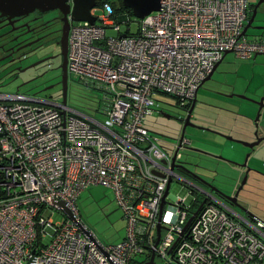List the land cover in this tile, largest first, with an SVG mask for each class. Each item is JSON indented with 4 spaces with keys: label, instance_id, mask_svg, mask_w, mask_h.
I'll use <instances>...</instances> for the list:
<instances>
[{
    "label": "built area",
    "instance_id": "1",
    "mask_svg": "<svg viewBox=\"0 0 264 264\" xmlns=\"http://www.w3.org/2000/svg\"><path fill=\"white\" fill-rule=\"evenodd\" d=\"M89 13L92 23L69 21L66 73L69 84L101 93L95 113L0 92V264H143L151 249L161 264H264V221L211 192L182 230L202 201L191 210L185 197L166 195L173 179L184 182L177 149L188 141L166 147L143 124L157 95L186 107L224 52L264 53L263 34H242L246 0H159L133 35L120 33L116 23L128 15L107 3ZM91 185L113 192L124 220L116 242L80 223L75 198ZM189 185L188 194L198 189ZM54 212L60 221L48 217Z\"/></svg>",
    "mask_w": 264,
    "mask_h": 264
},
{
    "label": "rangeland",
    "instance_id": "2",
    "mask_svg": "<svg viewBox=\"0 0 264 264\" xmlns=\"http://www.w3.org/2000/svg\"><path fill=\"white\" fill-rule=\"evenodd\" d=\"M95 8L96 14H99V8ZM127 15L126 21L121 19V21H116V24L119 26L120 33L126 32L133 35L137 32L138 21L131 14ZM251 33L252 30L248 29L245 34L251 37ZM105 36L115 37L116 32L106 28ZM43 49L31 55L23 63L37 59ZM47 51H49V55H52L59 49L57 46H50L46 49ZM58 62L59 57L51 59L48 65H41L36 70L30 69L29 72L34 74L42 73V78L28 84L22 83L26 77L24 75L29 72H24L19 78H10L7 76L6 70H2L0 72V92H19L34 94L38 97L50 96L55 100H60L57 85L53 84L51 88L42 90L44 84L55 82L57 69L54 66ZM100 97L101 93L96 90H87L79 85L68 83L66 105L73 109L91 115L95 113L94 109ZM260 98H264V53L255 54L250 58L237 57L232 52L226 53L210 78L196 90L194 119H191L194 126H185L182 136L188 143L178 149L182 166L205 182L212 183L225 195L231 196L241 181L244 167L248 169H251V166H255L257 169L263 167H261L262 149L258 148L254 152L253 148L256 145L250 149L243 144V142L254 140V132L258 134L260 121L264 122V102L259 110L256 104ZM155 99L158 104L157 110L161 109L163 113L171 117L164 118L161 114L153 112L145 116L143 124L149 131L162 135L161 142L164 145H169L171 141L169 138L176 135L181 125L178 116L183 114L180 109L175 108L173 97L162 94L155 96ZM202 102L205 107L203 104L200 105ZM257 112L258 118L254 122ZM95 115L99 119L101 118L98 114ZM193 122H198V125ZM198 127H203L204 130ZM250 132L253 135L251 141L237 138L240 136L245 138ZM225 136L232 140L226 139ZM256 137L258 136L256 135ZM198 150H208L215 158ZM243 161L245 162L244 167L241 166ZM176 173L180 175L178 172ZM180 177L184 182H177L174 179L170 182L166 201L169 200V195L179 194L181 197H185L184 205L194 210L202 201L203 192H207L208 188L187 174L180 175ZM189 184L196 185L198 189L188 194ZM236 201L250 214L264 219V181L262 177L248 170L245 183L239 191ZM74 205L80 223L100 242L113 243L123 237L124 220L110 188L102 185L88 186L76 195ZM232 209L236 213L244 215V212L238 207ZM48 217L53 222H58L62 216L54 212ZM141 258L138 257V260ZM161 263L162 260L154 256V264Z\"/></svg>",
    "mask_w": 264,
    "mask_h": 264
},
{
    "label": "flooded vegetation",
    "instance_id": "3",
    "mask_svg": "<svg viewBox=\"0 0 264 264\" xmlns=\"http://www.w3.org/2000/svg\"><path fill=\"white\" fill-rule=\"evenodd\" d=\"M60 16L61 15L57 10H49L45 12L34 10L27 15L14 16L10 19H7L6 16H0V72L2 70H6L8 77L19 78L22 74H24V72H29L30 69L36 70L41 65H48L51 59L59 57V62L54 66V68L57 69L55 82L44 84L42 90L51 88L53 84H55L57 85L59 97L61 99L60 69L58 67L61 57L59 55V51L53 53L52 55L48 54L49 51L46 52V49L50 46H57L59 49L58 39L61 27V22L59 21ZM248 20L250 21L245 33L248 29H251V36L263 34V30L256 27H264V0H246V21ZM41 49H43L42 54L37 59L31 62L23 63L24 60L29 58L31 55L38 53ZM34 62L38 63L29 67ZM24 76L26 77L24 78L22 84H28L32 81L40 80L42 78V73L34 74L33 72H29ZM67 93L68 82L66 84V96ZM191 101L186 107L180 108L175 105V108L180 109L183 114L182 116H178L180 121L185 118L187 114H189L188 120L192 123L191 119H194L193 111L196 105V100L192 110L188 113L187 110L189 109ZM156 113L161 114L164 118L171 117L163 113L161 109L156 110ZM193 123L198 125V122ZM180 132L181 125L178 128L176 135L169 138L171 140L169 142L170 144L165 146L170 147L174 144H178L181 138H184L183 136L180 137ZM158 135L163 138L162 135ZM180 148L181 147L178 149ZM204 152L209 153L208 150H204ZM179 159L177 160L178 163H176V165L182 166V162H180ZM178 170L182 175H185L182 171H180V169Z\"/></svg>",
    "mask_w": 264,
    "mask_h": 264
},
{
    "label": "water",
    "instance_id": "4",
    "mask_svg": "<svg viewBox=\"0 0 264 264\" xmlns=\"http://www.w3.org/2000/svg\"><path fill=\"white\" fill-rule=\"evenodd\" d=\"M119 1L121 6L125 9H128L130 11L131 16H133L135 19H141L145 15L149 14L152 11H157L159 9V0H115ZM96 0H0V16H6L7 19H10L14 16H20V15H27L31 13L34 10H37L39 12H45L49 10H57L60 13V18L59 21L61 22V27H60V36L58 39V46H59V55L61 57L60 64L58 65L60 69V83H61V99L60 103L65 104L66 103V84H67V73H66V52H67V33H68V26H69V21H88L89 23H92L94 21V17L90 15L89 11L92 7L95 6ZM250 20L246 21V23L243 26L242 29V34H245V30L248 26ZM261 30H264V27H256ZM121 37L124 36V34L120 35ZM228 53V51L223 53V56ZM258 54V53H257ZM41 61V60H40ZM39 62V61H38ZM38 62L32 63L29 67L34 66ZM220 62L217 61L209 71V73L202 79V81L199 83L197 88L206 80H208ZM23 70V69H22ZM196 88V90H197ZM195 90V93H196ZM195 95V94H194ZM243 98V97H242ZM264 98H260L256 104L259 108L263 105ZM195 102V96L193 97L189 109L187 112L189 113L192 110V107ZM189 114L185 118H183L182 124H181V132H180V137L183 135V130L185 126H194L192 123L189 122L188 120ZM258 118V112L256 113L254 117V122H256ZM199 129H203V127H198ZM254 140L251 142H243L245 146L248 148H253L255 145L258 144L260 141V138L256 137V133L254 132ZM228 140H232L230 137H226ZM199 152L203 154H207L209 156H212L210 153H206L204 151ZM213 157V156H212ZM247 157V155H246ZM215 158V156L213 157ZM245 160V159H244ZM241 166H245V162L241 164ZM244 174L241 178V181L239 182L237 188L234 190L233 194L231 196L225 195L221 190H219L217 187L212 185V183L205 182L204 180L200 179L193 173H191L189 170L184 168L183 166L179 165L180 171H182L185 175H189L192 177L194 180L204 184L208 188V193H213L220 201L224 202L227 204L230 208L233 207H238L241 211L244 212V216H249L250 213L243 209L239 203L236 201L237 195L239 191L242 189L243 184L245 183L246 180V175L247 171L249 170L247 167H244ZM166 194V190L163 193V196L160 201V207L162 206L164 202V197ZM203 201L197 206L195 211L191 214V216L187 219L185 222L183 229L189 224L191 218L193 215L196 213V211L200 208L201 204ZM58 204L62 205V202H59ZM66 212L67 209H64ZM160 215V211H159ZM159 219V217H158ZM82 227V225H80ZM162 227L157 224L156 225V230H155V240L153 243V247L156 245L158 238H159V231ZM143 264H154V255H153V250H150L149 257L147 261H145Z\"/></svg>",
    "mask_w": 264,
    "mask_h": 264
},
{
    "label": "crops",
    "instance_id": "5",
    "mask_svg": "<svg viewBox=\"0 0 264 264\" xmlns=\"http://www.w3.org/2000/svg\"><path fill=\"white\" fill-rule=\"evenodd\" d=\"M254 56V55H253ZM222 59V58H221ZM221 61V60H220ZM264 102V101H263ZM204 105V103L202 102V103H200V105ZM204 107H205V105H204ZM261 122V124L259 123V127H258V134L256 133V135L258 136V138H260V141L258 142V144L253 148V151L254 152H256V150L258 149V148H260V149H262V157H263V162L261 163L262 165H261V167L263 166L264 167V122H262V121H260ZM207 127H209V126H207ZM211 128V127H210ZM218 138V137H217ZM222 138V137H221ZM237 138H240V139H243V140H246V141H251L252 139H253V135H252V132H250L249 134H248V136L247 137H245V138H242L241 136L240 137H237ZM216 140H218V139H216ZM261 168V169H257L255 166H251V169H249V170H251V171H253L254 173H256V174H258V175H260L261 177H262V179H263V181H264V168ZM250 216H253V217H255V218H258V219H260V220H262V221H264V219H261V218H259V217H256V216H254L253 214H250Z\"/></svg>",
    "mask_w": 264,
    "mask_h": 264
},
{
    "label": "trees",
    "instance_id": "6",
    "mask_svg": "<svg viewBox=\"0 0 264 264\" xmlns=\"http://www.w3.org/2000/svg\"><path fill=\"white\" fill-rule=\"evenodd\" d=\"M102 3H107L110 8L111 11L117 15L120 13H126L130 15V11L128 9H125L121 6L119 1H114V0H96L95 5L96 6H100Z\"/></svg>",
    "mask_w": 264,
    "mask_h": 264
}]
</instances>
